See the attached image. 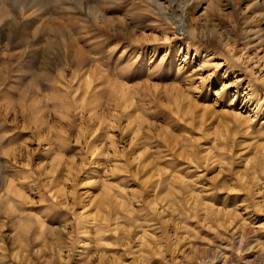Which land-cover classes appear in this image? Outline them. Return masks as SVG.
Masks as SVG:
<instances>
[{
	"label": "rangeland",
	"instance_id": "1",
	"mask_svg": "<svg viewBox=\"0 0 264 264\" xmlns=\"http://www.w3.org/2000/svg\"><path fill=\"white\" fill-rule=\"evenodd\" d=\"M224 258L264 264V0H0V264Z\"/></svg>",
	"mask_w": 264,
	"mask_h": 264
},
{
	"label": "bare ground",
	"instance_id": "2",
	"mask_svg": "<svg viewBox=\"0 0 264 264\" xmlns=\"http://www.w3.org/2000/svg\"><path fill=\"white\" fill-rule=\"evenodd\" d=\"M192 33L195 34V31H193ZM196 35V34H195ZM220 263H223V264H226L227 263V259H221V260H212L210 264H220Z\"/></svg>",
	"mask_w": 264,
	"mask_h": 264
}]
</instances>
